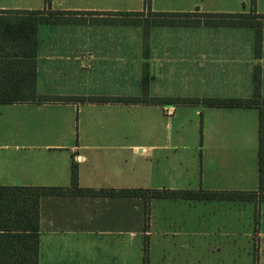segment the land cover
<instances>
[{
  "label": "crops",
  "instance_id": "crops-1",
  "mask_svg": "<svg viewBox=\"0 0 264 264\" xmlns=\"http://www.w3.org/2000/svg\"><path fill=\"white\" fill-rule=\"evenodd\" d=\"M149 8L264 15V0H255L254 8L250 0H150ZM0 11L146 13L145 0H50L49 6L45 0H0ZM228 33L240 37L238 31ZM36 44V96L129 97L77 92V64L95 69L97 63L92 51L77 62V23H39ZM252 44L255 64L246 92L205 99H250L254 67L260 68L264 99V29L259 56L254 32ZM17 99L0 98L14 101L0 104V188H68L74 165L79 187L95 191L257 190L255 108L180 106L166 115L165 108L153 105ZM191 109L201 117L196 139L185 128L174 133L165 120ZM147 204L145 223L141 198L41 197L38 264H264V203L159 197Z\"/></svg>",
  "mask_w": 264,
  "mask_h": 264
},
{
  "label": "trees",
  "instance_id": "trees-1",
  "mask_svg": "<svg viewBox=\"0 0 264 264\" xmlns=\"http://www.w3.org/2000/svg\"><path fill=\"white\" fill-rule=\"evenodd\" d=\"M50 0H45L49 6ZM254 8L255 0H250ZM150 0H145V10L154 18L153 26H199L246 28L254 31L255 55L260 54L261 31L264 29V15L249 14H196V13H151ZM46 13L29 11H0V98H18V102L89 103L166 106L172 101L148 99V79L141 81L140 97H40L35 92L36 30L39 23L70 24L84 20L75 16L86 15L109 17V24L142 25V12L136 13H79L48 12L53 20L42 17ZM39 16V17H38ZM191 17H198L193 20ZM203 18V23L200 18ZM263 22V23H261ZM150 26L144 29L148 34ZM7 39L9 41H7ZM253 94L250 99H204L206 107L255 108L258 112V187L255 192L234 193H159L146 190H91L78 185L77 168L71 167L70 186L56 187H14L0 188V264H38L39 244V199L43 196L120 197L141 198L145 201V223L148 220L150 198L202 199L237 202L264 203V99L261 98L260 68L254 67L252 76ZM25 100V101H23ZM14 101L2 100L0 104ZM199 101L180 99L175 105H196ZM145 260V257H144Z\"/></svg>",
  "mask_w": 264,
  "mask_h": 264
},
{
  "label": "rangeland",
  "instance_id": "rangeland-1",
  "mask_svg": "<svg viewBox=\"0 0 264 264\" xmlns=\"http://www.w3.org/2000/svg\"><path fill=\"white\" fill-rule=\"evenodd\" d=\"M46 14L48 19H54ZM77 18L84 20L77 24V62L90 51L97 58L93 65L95 69L79 68L77 64L79 93L140 97V82L147 77L148 99L172 101L162 106L163 112L170 115L173 107H206L203 105L205 97L246 92L247 75L255 64L251 55L254 32L251 29L203 24L153 26L154 18L149 12L137 18L142 25L132 26L109 24V17H74ZM199 18L203 23V18ZM147 25L150 29L145 35ZM228 31H238L240 37L238 34L234 37ZM261 63L264 66V60ZM180 99L199 103L175 105ZM177 113L175 119L165 118L174 133L185 128L190 133L194 131L187 134L196 139L202 126L201 117L192 109Z\"/></svg>",
  "mask_w": 264,
  "mask_h": 264
}]
</instances>
